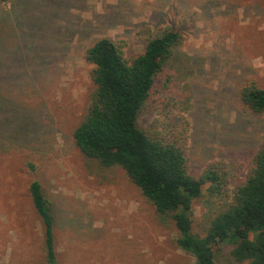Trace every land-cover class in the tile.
Segmentation results:
<instances>
[{"label": "rangeland", "instance_id": "rangeland-1", "mask_svg": "<svg viewBox=\"0 0 264 264\" xmlns=\"http://www.w3.org/2000/svg\"><path fill=\"white\" fill-rule=\"evenodd\" d=\"M167 27L184 35L169 68L189 86V172L222 160L234 186L264 141V111L239 96L248 82L264 88V0H0V264L46 263L33 180L52 206L57 264H196L126 171L102 168L73 136L96 88L87 49L109 37L132 59ZM160 95L139 115L146 131ZM193 206L203 234V198ZM232 247L217 264H239Z\"/></svg>", "mask_w": 264, "mask_h": 264}, {"label": "trees", "instance_id": "trees-1", "mask_svg": "<svg viewBox=\"0 0 264 264\" xmlns=\"http://www.w3.org/2000/svg\"><path fill=\"white\" fill-rule=\"evenodd\" d=\"M183 40L180 30L167 27L128 59L120 43L97 39L86 51L96 88L74 130L75 143L102 168L122 167L162 219L175 222L177 243L194 255L196 264H217L216 252L224 243L233 245L232 261L264 264V141L246 178L234 186L222 160L209 162L199 177L189 172L188 85L182 86L183 76L169 68ZM155 92L164 98L163 106L156 128L146 131L139 115ZM239 96L245 106L264 111V88L256 83L244 84ZM29 190L44 226L45 264H57L51 203L38 180ZM198 198L206 207L203 234L193 229Z\"/></svg>", "mask_w": 264, "mask_h": 264}]
</instances>
